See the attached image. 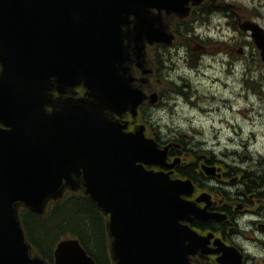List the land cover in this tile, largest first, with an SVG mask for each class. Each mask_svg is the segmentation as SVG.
I'll use <instances>...</instances> for the list:
<instances>
[{"label": "clouds", "instance_id": "9594fccd", "mask_svg": "<svg viewBox=\"0 0 264 264\" xmlns=\"http://www.w3.org/2000/svg\"><path fill=\"white\" fill-rule=\"evenodd\" d=\"M184 7L187 14L148 7L151 16L158 17L154 27L169 39L145 36L142 56L134 38L123 40L130 56L123 65L126 78L141 98L122 111L105 108L103 115L125 135H142L159 152L166 150L162 145L176 148L179 162L199 177V187L193 189L197 197L215 196L214 203L232 212L227 248L247 264L264 262V55L253 40V32L264 33V0H185ZM128 20L121 25L125 34L134 33L138 23L135 13ZM177 35L182 42H176ZM4 72L0 62V77ZM50 85L46 95L54 103L43 106L48 115L62 111L68 100L99 103L86 80L61 92L59 78L51 76ZM80 88L86 89L85 95ZM129 113L135 119H129ZM0 125H7L0 131H13L5 122ZM200 161L214 163L216 175H202L199 170L205 165ZM83 172L79 177L73 173V178L84 183ZM193 233L207 240L205 247L211 251L201 247L188 253L189 264L192 254L208 264H222L225 254L216 257L213 241ZM216 233L223 240L219 229Z\"/></svg>", "mask_w": 264, "mask_h": 264}, {"label": "water", "instance_id": "95a60500", "mask_svg": "<svg viewBox=\"0 0 264 264\" xmlns=\"http://www.w3.org/2000/svg\"><path fill=\"white\" fill-rule=\"evenodd\" d=\"M184 3L185 0H0V20L5 24L0 23V38L17 40L6 42L7 49L3 50L0 58L5 65L0 88L42 85L44 74L41 68H45L48 62V45L46 42L23 41L27 38L26 34L34 31L25 30L30 27L29 21L24 19L25 15L32 19L33 9L37 6L42 8L43 13L57 12L60 35L64 42H72L73 56L83 53L85 43L80 42H100L95 44L93 65L105 78L110 72V77L114 79L116 72L123 69L124 61L120 59L122 48L117 42L123 40L121 25L129 23V14L135 13L138 23L135 32L128 33V38L137 41V54L142 56L141 42L145 36L153 40L169 39L154 27L158 17H152L148 7H167L170 11L184 14L187 12ZM32 24L35 26L33 20ZM28 37L36 39L37 35ZM254 37L264 55V33L254 32ZM20 52L37 54V58L25 60L28 66L23 68L28 70L30 66L31 73L30 70L25 71L21 82L13 73L15 64L20 67L22 62ZM123 93L121 89L116 90L120 96ZM126 98L123 105L119 100L113 110L122 111L138 103L141 94L130 91L126 93ZM103 110L99 106L96 112L88 113L78 125L80 134H75L80 139L65 143L69 148L68 154L61 160L66 161L62 165L63 173L67 176L68 166V171L73 173V163H67L70 160L78 158L81 163L85 160V156L75 153L81 148L79 144L76 146L77 143L86 138L82 146H88L87 159L95 165L99 162L97 166L87 162L82 167L88 185L87 193L99 207L111 214L109 228L114 237L113 253L117 264H189L188 253H195L203 247L205 239L195 235L190 227L179 224L180 220L191 221L193 213L190 205L181 200L183 191L179 181L147 171L142 165L137 166V161L163 165L167 149L159 152L140 134L125 135L117 123L105 118ZM26 112L30 115L9 125H37L39 119L32 110L27 109ZM16 138L24 143L21 152L24 151L28 147L25 141L30 137L18 135ZM33 161L32 156H23L18 152L5 153L0 157V264H44L42 260L30 257L15 208L18 201H23L34 212L42 213L44 201L53 194V189L39 186L36 175L42 170L34 172ZM186 240L191 241V246H185ZM233 256L239 257L238 261ZM225 258V263L242 264L237 253L226 251ZM56 264L95 263L87 257L79 242L65 241L56 250Z\"/></svg>", "mask_w": 264, "mask_h": 264}, {"label": "trees", "instance_id": "16d2710c", "mask_svg": "<svg viewBox=\"0 0 264 264\" xmlns=\"http://www.w3.org/2000/svg\"><path fill=\"white\" fill-rule=\"evenodd\" d=\"M55 221V229L51 222ZM23 223L27 239L34 251L53 264L54 248L59 240L53 239L54 231L71 230L79 236L83 246L99 264H113L109 255L107 228L99 209L85 196L70 194L66 200L50 207L44 216H36L24 211Z\"/></svg>", "mask_w": 264, "mask_h": 264}, {"label": "flooded vegetation", "instance_id": "af4514ba", "mask_svg": "<svg viewBox=\"0 0 264 264\" xmlns=\"http://www.w3.org/2000/svg\"><path fill=\"white\" fill-rule=\"evenodd\" d=\"M176 42H182L181 38L178 35H177ZM193 46L195 47L196 45L194 44ZM151 49H152V46H149L148 51L150 54H151ZM68 75H69V79H67L66 81L59 79L61 92H63L65 90L66 85H76V84H79L81 82V80H78V79H75L72 81L70 78L71 72H68ZM78 91L80 92L81 95L86 94V89H84V88H80ZM48 99H49V103H54L50 97H48ZM87 101L88 100H80V101L68 100L65 102L63 110L66 107L76 108V109L82 108L87 103ZM56 103H59V102H56ZM57 112H61V111H57ZM57 112H55V113H57ZM128 117H129V119H134V118H132L131 114H128ZM134 127L135 126L130 128L129 130H133ZM163 147H165V146H163ZM176 160L178 161V163H177L176 167L172 170V172H173L172 178L173 179H180L183 181H190L194 188L199 187V177L196 175L195 172L192 171L191 168H187L179 162V160L177 159V149L174 147H170L168 162L172 164ZM200 163L205 165L204 169L199 170L202 173V175H205V176L216 175V171H215L216 165L214 163L206 162V161H200ZM149 169H152V168H149ZM155 170L156 171H165V172L170 171L169 169H166V168H155ZM77 182H78L79 189L80 188L82 189L84 187L83 182H80L79 179H77ZM63 189L65 191L70 190V186L65 181L63 183ZM184 198L189 200V201L194 202L198 207H200L202 209L206 208L209 213L219 214V217L221 218L219 220H209V221H205V222L195 221L192 224L199 233L204 234V235H207V234H213L214 235V237L212 238L213 251L215 252L216 257L218 258L221 255V253L216 252L218 250V246L215 245V241L217 239H219V240H221V239L217 238L216 230L217 229L220 230V232L224 235V238L221 241L223 243H225L226 245H228L226 234H227V231L230 230V228H231V225L229 224V219L232 215V212L228 208L221 206L217 203H214L216 197L215 196L209 197V195L207 193L197 197L196 192L193 190L192 194L185 195ZM194 261L196 264H208V262L205 261L199 255L194 257ZM243 264H247V261L243 260ZM257 264H264V262L258 261Z\"/></svg>", "mask_w": 264, "mask_h": 264}, {"label": "rangeland", "instance_id": "374dc122", "mask_svg": "<svg viewBox=\"0 0 264 264\" xmlns=\"http://www.w3.org/2000/svg\"><path fill=\"white\" fill-rule=\"evenodd\" d=\"M55 221L54 222H51V225L50 227L55 229ZM65 229H67L68 231H65L63 232L62 231H54V234H52V238L50 240H53V239H57V240H60L62 238H68V237H75L76 235H74V233L71 231V230H79V229H76L75 227L73 228L72 226L70 227H66Z\"/></svg>", "mask_w": 264, "mask_h": 264}]
</instances>
